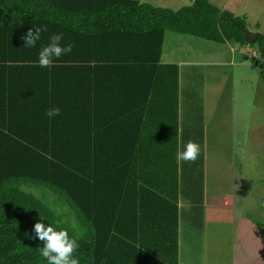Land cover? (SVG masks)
Wrapping results in <instances>:
<instances>
[{"label":"trees","instance_id":"trees-1","mask_svg":"<svg viewBox=\"0 0 264 264\" xmlns=\"http://www.w3.org/2000/svg\"><path fill=\"white\" fill-rule=\"evenodd\" d=\"M36 27V46H23ZM246 29L244 15L212 0L177 9L0 0V264H47L44 243L25 235H35L37 221L67 229L80 264H178L180 185L199 188L202 152L195 163H177L191 133L180 142L178 64L160 61L164 33L251 43L264 58V32L250 42ZM59 33L71 53L40 67L41 48ZM55 106L61 113L48 117ZM24 185L52 191L76 227ZM262 225L247 229L251 257L264 254Z\"/></svg>","mask_w":264,"mask_h":264},{"label":"rangeland","instance_id":"rangeland-1","mask_svg":"<svg viewBox=\"0 0 264 264\" xmlns=\"http://www.w3.org/2000/svg\"><path fill=\"white\" fill-rule=\"evenodd\" d=\"M212 1L221 6L225 4L234 14L244 15L249 31L264 32V0ZM190 2L176 0L170 4L178 8ZM171 31L180 38L167 40L168 52L190 61L202 58L198 53L203 52V58L227 62L223 65L225 71L216 72L220 76H210L213 80L210 83L215 81L216 86L209 94L214 108L204 165V172L213 183L210 191L204 193L207 196L212 194L211 189L217 188L213 193L219 198L212 203L208 197L202 215V182L200 188L183 197V206L179 208L178 264H231L235 257L245 259L248 264H264V254L251 257L243 247L253 242L247 229L255 232L259 220L264 227V58L256 45L229 40L245 53L256 55L244 66L239 64L241 55L228 42ZM191 82L200 87V81ZM198 87L195 90H200ZM199 132L192 131V139ZM182 163L185 167L186 162ZM196 166L200 171L201 165H194V169ZM24 188L41 196L54 210L57 220L76 227L74 215L52 191L34 185H24Z\"/></svg>","mask_w":264,"mask_h":264},{"label":"crops","instance_id":"crops-1","mask_svg":"<svg viewBox=\"0 0 264 264\" xmlns=\"http://www.w3.org/2000/svg\"><path fill=\"white\" fill-rule=\"evenodd\" d=\"M141 2H149L153 5H161V6H169L172 8V5L170 3H174L176 0H147ZM221 6V5H220ZM181 7V6H180ZM222 7L226 8L225 4ZM179 8V7H178ZM177 9V8H174ZM171 30H166L163 37L162 42V51L160 56L161 62H170V63H177L178 64V115H177V125L180 133V142L182 143L183 137H186L185 135L191 133L192 137V131H198L199 136L196 135V137H199L200 140L198 141L202 145V161H201V169L203 167V171L201 173L202 175V185H201V208H202V215L204 213L205 206L208 204L209 199L212 203L217 202V199L219 198L218 194L213 193V190L217 189H211L212 194H206L205 191L208 193L210 191V188L213 186V183L211 182V179L209 180V176L207 172H204V165L207 159V152H205L209 140V126L212 124V116L213 111L211 109L214 108L213 104H210L209 100V94L210 89L212 87L214 88L216 86V82L214 81L212 84L210 81H213L210 79V76L212 74H215V77L219 74H216V72L221 73L222 71H225L226 69L223 67V65H227V62L220 59L213 58L212 60H208V58H203V52H199L198 56L202 58H198L197 61H190L187 59H183L177 54L168 52L166 48V42L167 40L171 39L174 41H178V38H180L178 35H172ZM186 34V33H185ZM169 36V37H168ZM229 40H226L225 42H228ZM231 47L234 48V50L239 52V55H241V63L242 65L247 64V60L253 56L250 53H245L241 48H238V45L231 44L228 42ZM244 47V46H242ZM246 47H244L245 49ZM242 50V51H241ZM246 50V49H245ZM164 56H167V58H164ZM169 58L168 57H171ZM220 76V75H219ZM192 80H198L199 86H195L191 81ZM198 87L200 90H195V88ZM170 114V112H169ZM168 122L170 123L171 117L168 116ZM173 122V121H172ZM175 125V119L174 123ZM198 129V130H196ZM190 137V136H189ZM186 140V139H185ZM187 141V140H186ZM200 169V170H201ZM200 188V186H199ZM190 193V191H189ZM187 191V189L181 184L180 185V192H179V205L180 207L183 206V197H188L187 195H190ZM209 197V199H207ZM197 206V205H192ZM179 223V218H178ZM178 236H179V225H178ZM246 248L250 255V247H247L246 245L243 246ZM179 237H178V252H179ZM253 251V250H251ZM179 259V255H178ZM247 261L235 259L232 261L231 264H246Z\"/></svg>","mask_w":264,"mask_h":264},{"label":"clouds","instance_id":"clouds-1","mask_svg":"<svg viewBox=\"0 0 264 264\" xmlns=\"http://www.w3.org/2000/svg\"><path fill=\"white\" fill-rule=\"evenodd\" d=\"M41 31L42 29L40 27L30 28L22 37L24 40L23 46L35 47L37 41L41 38ZM62 39V33L53 34L50 37V42L41 48L38 56V65L40 67H52L54 60L71 53L74 45L70 43L62 45ZM61 111V108L58 106L51 107L46 112V115L48 117L58 116ZM200 151L199 144L191 140L188 141L182 151L178 147L176 152L177 163H195L199 158ZM33 232L35 233L34 236L30 233H25V235L31 239H39L44 243V246L39 248V251L47 261V264H80L79 259L74 256L76 249L79 247V243L77 239L69 236L67 229L57 228L52 224L46 226L45 223L37 221L34 225Z\"/></svg>","mask_w":264,"mask_h":264},{"label":"water","instance_id":"water-1","mask_svg":"<svg viewBox=\"0 0 264 264\" xmlns=\"http://www.w3.org/2000/svg\"><path fill=\"white\" fill-rule=\"evenodd\" d=\"M244 36L246 37V39L250 42H252L255 38H257L259 36L258 33L253 32V31H249L248 29H246L244 31Z\"/></svg>","mask_w":264,"mask_h":264},{"label":"built area","instance_id":"built-area-1","mask_svg":"<svg viewBox=\"0 0 264 264\" xmlns=\"http://www.w3.org/2000/svg\"><path fill=\"white\" fill-rule=\"evenodd\" d=\"M254 54H256V53L254 52Z\"/></svg>","mask_w":264,"mask_h":264}]
</instances>
